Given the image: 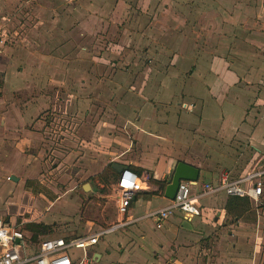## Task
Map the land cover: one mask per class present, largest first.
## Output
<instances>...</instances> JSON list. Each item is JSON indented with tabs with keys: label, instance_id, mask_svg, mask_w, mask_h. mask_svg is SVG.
Segmentation results:
<instances>
[{
	"label": "crops",
	"instance_id": "obj_1",
	"mask_svg": "<svg viewBox=\"0 0 264 264\" xmlns=\"http://www.w3.org/2000/svg\"><path fill=\"white\" fill-rule=\"evenodd\" d=\"M113 1L117 21L124 23V31L132 30L131 37L124 35L121 43L114 45L122 50L130 38L134 47L141 49V53L138 51V54L123 56L121 52L111 51V54L105 53L106 56H97L90 52L88 56L75 58L73 26L79 22L80 30L95 26L101 29L106 20L103 18L105 8L101 7L104 0H88L83 8L76 9L74 5H68L75 4L74 0H65L66 6H55L56 2L49 9L40 8L41 14H51V39L43 33L42 25L46 23L40 19L34 26V38L26 37L24 44L5 43L0 51V173L4 172L3 177L0 175V182L3 179L7 181L9 176V180L14 181H8L10 184L18 185L17 188L22 184L25 187L32 179L31 176L37 175L41 154L48 140L40 138V133L34 129L39 125L42 129L48 126L47 119L50 122L53 116L41 118V113L46 110L52 115L64 114L66 121L70 120L66 127L67 136L63 134L65 137L59 139L67 149L73 147L70 149L72 155L82 154L81 159H85L86 164V156L91 149L96 150L94 153L100 152L98 161L92 164L93 169H98H94L91 175L101 174L111 164L110 179L116 185L119 172L114 165L123 164L142 178L143 190L137 193L127 214L128 219L137 221L101 237L94 248L98 264H106L119 254L117 251L108 254L110 246L113 251V248L125 246L133 239L138 242L134 241L133 252L127 255L135 257L134 260L144 259V254L154 250H151L150 244L153 239L158 237L160 240H169L168 232L172 228L182 227V223L207 231L209 223L214 226L225 225L229 219L231 224L241 223L247 213L258 211L253 205H261L259 212L264 214V196L259 202L250 198L234 201L232 196L221 191L198 198L201 214L192 221L185 220L181 212L177 211L164 221V226L158 228L153 218L156 225L152 227L156 229L152 230L158 231L155 235L149 234L145 223H141L147 214L165 207L172 200L165 196L167 180L174 174L177 162L194 165L190 159L193 158L195 148L202 146L190 148L193 143H197L196 140L199 143H203V140L211 142L210 146L214 148L212 156L215 158L234 161L245 158L249 161L241 163V166L230 164L229 169L219 174L215 171L206 174L194 165L200 169L199 178L182 179L193 182V194L204 192L206 183L217 184L224 172H228L231 178H237L253 169L264 167V0ZM58 13L61 14L60 18ZM198 29L205 32L202 39V35L194 33ZM50 43L53 49L49 54H44L40 48ZM13 46H17L18 50ZM157 47H160L162 53L157 52ZM82 48L85 51L88 49L86 46ZM98 62L110 67L113 72H103ZM124 63L130 65L126 71L120 70L118 66ZM78 66L83 71L87 66L94 71L98 69L94 72L97 73V84L92 82L91 87L111 89L113 101L118 98L124 105H129L130 119L118 124L105 120V117L101 118L96 101L91 99L92 96H102L99 90L95 93L90 91L83 98L77 96V104H74L76 94L73 89L67 87L66 95H62L59 80L64 77L68 80L74 78ZM103 79L104 84H101L99 80ZM75 107L85 115L84 127L80 126L79 130L78 123L71 122L75 119L71 118ZM104 124L115 128L107 132ZM124 126L130 129H123ZM124 131L129 132L134 142L133 148L126 142ZM183 140L191 144L184 145ZM191 150L194 151L188 154ZM8 161L14 162L10 163L9 168L6 167ZM169 168L174 170L172 175L169 174ZM18 173L31 176L18 177L15 175ZM156 180H164L163 186L156 183ZM87 185L89 187L85 189L90 188V184L86 183L85 187ZM26 189L29 196L36 198V205L37 200H42L45 209L51 206L50 210L62 196L50 199L42 191L36 196L31 189ZM15 191H10L0 200V209L8 204H5L6 201H18L13 198ZM12 192L14 195L9 197ZM18 192L23 196L20 189ZM220 196L223 206L218 208L216 200ZM159 199L167 203L140 214ZM77 206L80 207L78 200ZM48 212L44 219L31 221L52 227L49 233L39 234L37 239H33V233L26 227L19 226L17 220L6 219L1 214L0 217L25 231L29 243L27 250L32 252L42 240L48 239L44 237L51 235L56 229L55 223L59 222L49 220ZM116 212L117 222L121 215L117 208ZM77 218L82 219L80 213ZM102 229L99 226L82 234L54 237H77ZM147 229L150 231L149 227ZM259 243V250H262L264 240ZM167 244L161 247L165 255L171 253L169 250L172 246Z\"/></svg>",
	"mask_w": 264,
	"mask_h": 264
},
{
	"label": "rangeland",
	"instance_id": "obj_2",
	"mask_svg": "<svg viewBox=\"0 0 264 264\" xmlns=\"http://www.w3.org/2000/svg\"><path fill=\"white\" fill-rule=\"evenodd\" d=\"M74 1L75 4L68 3V5H74L75 9L77 7L83 8V5L88 2V0ZM56 2L57 4L55 6H66L65 0H30L27 2H25V0H0V26H2V29H6V35L4 36L7 38L6 43L16 45L18 42L19 44H24V39L26 37L30 36L34 38L36 28L34 26L40 21V19H43V23H46V25H42V31L49 39L51 29L50 23H52L51 14L45 11H42L45 13L41 14L40 8L49 9ZM97 3L98 2H96V4ZM113 5V0H104V4L101 7L105 8L103 18L106 20L103 21L104 25L101 29L95 26L91 29L84 28L80 30V26H78L79 22L73 26L75 29L76 45L74 53L76 59H78L79 56H88V54L90 55V52L97 56H106L105 53L111 54V51L121 52L123 56H130L134 53L138 54V51L141 53V49H136L137 47H134L130 38H128L129 40H127L128 42L124 45L122 50L114 45L120 44L121 39L125 38L123 37L124 35L131 37L132 30H123L122 25H124V23L121 24L117 21V14L115 15L114 13ZM60 16L61 14L58 15V18H60ZM194 33L198 36L202 35L201 39L205 34L201 29H198V31ZM50 45L52 46L50 43L46 47H41L40 50L44 54H49L53 49ZM84 46L88 47V52L83 50L84 48L81 49V47ZM13 48L18 50L17 46H13ZM156 50L158 53H162L160 47H157ZM98 64L100 63L98 62ZM127 64H119V69L126 71V68L130 67V65ZM90 69L92 68L87 66L83 71L82 68L78 66L76 67L74 78L68 80L64 77V79L62 78V80H59L58 86L62 95H66L67 87H69L70 90L73 89V91H75L76 95H74L73 98L74 104H77L78 102L79 98L77 96L82 97L83 95H88L90 91L91 93H95L99 90V87L97 89L91 87L92 82L97 84V73L95 74L94 72L98 71V69L96 68L95 71ZM99 69L105 73H109L110 71L113 72V69H110L108 66L105 67L103 64H100ZM119 69L117 68V70ZM86 72H91L92 74H86ZM104 81V79L99 80L101 84H104ZM111 92V89L105 87L104 89L101 88L99 90V93L102 95L99 96L100 99L97 98V95L91 97L92 100L96 101V107L101 113L100 117H105V120L118 124L126 119H130L131 109L129 105H124V102L118 101V98L113 101L114 98L111 95ZM83 113V111H78L75 107V113L71 116V118L75 117L71 122L78 123V130L80 126L81 128L84 127L83 124L85 119L83 117L85 115ZM41 115V118H47L48 116L50 117V115L53 116V118L50 119V122L49 119H47L48 126L43 129L40 125L37 129H34L35 132L38 134L40 133V138H47L48 140L47 145L44 146V151L41 154L40 170L37 171V175L32 176H24L20 173L15 174L18 177H32V179L29 180L28 186L25 187L23 184L20 185L19 188H17L18 185L16 184H10L8 181H14L12 179L9 180V176L7 177V181L3 179V181L0 182V200L13 190H16L15 195L14 192H12L9 197L14 195L13 198L18 200L17 202H12L11 200L10 202L6 201L5 204H8L0 209V214L6 219L17 220L19 226L26 228L29 222L44 219V216L47 215L51 206L45 209L46 206H44L43 201L37 200L36 203L39 206L38 207L35 204L36 198H34L32 194V196H29V193H26V187H28V189H31L36 196L39 195L40 191L50 199H55L62 195L48 212V216L50 214L49 220L51 219V221L56 220L59 222L55 223L56 229L53 230V233H51V235L48 234L44 238L82 234L93 231L99 228V226L108 228L116 222L115 220H117L116 208L119 202L116 186L110 179L112 165L109 164L101 174L91 175V172L94 169H98V167H94L93 169L92 164L98 161V154L100 152H96V154L93 152L96 150L91 149V152L86 156L87 163L85 164V159H81L82 154L79 155L78 153H74L72 155L70 149H73V147L67 149L66 145L59 139L67 136L66 127L69 125L70 122L68 121L70 120L67 119L66 121L64 114L61 115L60 113H56L55 115V113H53L52 115L49 110L42 112ZM54 118L56 120H54ZM52 122H54L53 125L51 124ZM103 126L107 129V132H109V130H114L115 128L109 124H104ZM125 127L126 126L122 128L124 129ZM73 128L74 127H72V130ZM126 129L130 128L126 127ZM78 130H76V132ZM124 134L127 138L126 142L131 144V147L133 148L132 144L134 142H132L129 132L124 131ZM79 135L81 136V131L79 132ZM183 142L184 145L191 144L190 141L186 142L183 140ZM196 142L197 143H193V146L190 148H194L197 145H202L203 147L195 148L196 151H188V154L194 151L193 158L190 159V161H192L194 165L200 167V169L206 174H210L214 171L216 174H219L223 170L229 169L230 164L241 166V163L249 161L245 158H239L236 161H234L235 159L225 160L215 158L212 156L214 148L210 146L211 142L207 140H203V143H199L197 140ZM135 150L134 147L133 151ZM127 153L130 152L128 151ZM10 163L14 164L13 161L6 162L7 168L11 167ZM84 168H86L87 172H85ZM0 175L3 177L4 172H1ZM234 175L236 174L234 173ZM86 183L90 184V188L85 189ZM19 189L23 196L18 192ZM77 200L80 203V207L77 206ZM216 202L218 203L216 204L218 208L223 206L221 196ZM166 203L167 201L163 199L155 200L154 205L152 204V206H148L141 211L140 214L142 215L146 211L164 206ZM253 206V208L258 209V211H250L245 215L244 220L238 224H231L230 219L225 225L214 226L213 223H209L210 227L207 228V231H204L202 228H194V226L191 228L190 225L182 223V227L172 228L170 232L167 231L169 234V240L163 238L160 240L158 237L153 239L150 244L152 247L151 250H154L150 253L144 254V259L139 260L136 258L137 260H134L135 257L127 255L128 252H133L132 247L135 245V242H138L135 239L128 244L126 243L125 246L119 245L116 249L113 248V251L110 246V248H108V254H113L114 251H117L119 254L116 255V257L111 258L106 264H136L137 262L141 264H264V243L263 249L261 250L260 248L261 251L259 250V242L262 239L264 240V214L259 212L261 205ZM79 213L81 214L82 219L77 218ZM141 223H145V228L149 234L155 235L158 233V231L152 230L156 229L152 227V225H156L153 218H144ZM148 227L150 228V231H148ZM167 243L171 244L172 247L169 250L171 253L165 255L162 246L165 244L168 245ZM126 251L127 253L125 255Z\"/></svg>",
	"mask_w": 264,
	"mask_h": 264
},
{
	"label": "built area",
	"instance_id": "obj_3",
	"mask_svg": "<svg viewBox=\"0 0 264 264\" xmlns=\"http://www.w3.org/2000/svg\"><path fill=\"white\" fill-rule=\"evenodd\" d=\"M5 35L6 29L0 26V51L7 41ZM173 171V168H169V174L172 175ZM142 184V178L135 171L124 167L118 173L115 185L119 197V221L90 234L42 240L32 252L27 250L29 243L25 231L10 225L0 217V264H98L94 248L101 237L137 221L128 219L127 214L137 193L143 190ZM192 184L193 182L181 180L175 198L165 207L145 217L155 218L158 228L177 211L181 212L185 220L192 221L201 214L197 204L198 198L221 191L230 196L250 198L259 202L264 196V167L253 169L237 178H231L228 172H224L217 184L206 183L205 190L200 195L193 194Z\"/></svg>",
	"mask_w": 264,
	"mask_h": 264
},
{
	"label": "water",
	"instance_id": "obj_4",
	"mask_svg": "<svg viewBox=\"0 0 264 264\" xmlns=\"http://www.w3.org/2000/svg\"><path fill=\"white\" fill-rule=\"evenodd\" d=\"M114 167L118 172H121L124 168V165L115 164ZM199 175L200 169L198 167L184 161L177 162L174 174L167 180L168 185L166 187L165 196L169 199H174L182 179L197 180ZM15 179L17 178L15 177ZM87 187H89V185H87L85 188Z\"/></svg>",
	"mask_w": 264,
	"mask_h": 264
},
{
	"label": "trees",
	"instance_id": "obj_5",
	"mask_svg": "<svg viewBox=\"0 0 264 264\" xmlns=\"http://www.w3.org/2000/svg\"><path fill=\"white\" fill-rule=\"evenodd\" d=\"M0 87H1V81H0ZM0 96H1V92H0ZM156 183L161 184V187H162L164 184V180H156ZM239 199H247V198L232 196V200L234 201H238ZM27 229L33 233V236H32L33 239H37L39 234L49 233L52 230V227L42 222H30L27 224Z\"/></svg>",
	"mask_w": 264,
	"mask_h": 264
}]
</instances>
